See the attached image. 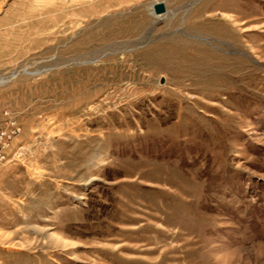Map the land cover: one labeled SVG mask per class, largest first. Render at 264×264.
I'll return each mask as SVG.
<instances>
[{"label": "rangeland", "instance_id": "374dc122", "mask_svg": "<svg viewBox=\"0 0 264 264\" xmlns=\"http://www.w3.org/2000/svg\"><path fill=\"white\" fill-rule=\"evenodd\" d=\"M8 119L0 264H264V0H0Z\"/></svg>", "mask_w": 264, "mask_h": 264}, {"label": "built area", "instance_id": "2783aa9c", "mask_svg": "<svg viewBox=\"0 0 264 264\" xmlns=\"http://www.w3.org/2000/svg\"><path fill=\"white\" fill-rule=\"evenodd\" d=\"M17 133L18 128L13 120H0V162L4 159L6 150Z\"/></svg>", "mask_w": 264, "mask_h": 264}, {"label": "water", "instance_id": "95a60500", "mask_svg": "<svg viewBox=\"0 0 264 264\" xmlns=\"http://www.w3.org/2000/svg\"><path fill=\"white\" fill-rule=\"evenodd\" d=\"M152 9L155 14H160L164 11V6L161 2H157L152 5Z\"/></svg>", "mask_w": 264, "mask_h": 264}]
</instances>
